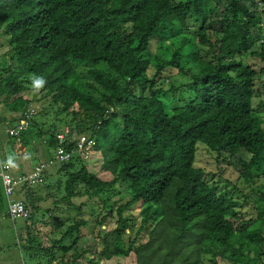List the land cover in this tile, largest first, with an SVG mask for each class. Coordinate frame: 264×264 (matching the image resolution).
I'll return each mask as SVG.
<instances>
[{
  "label": "trees",
  "instance_id": "1",
  "mask_svg": "<svg viewBox=\"0 0 264 264\" xmlns=\"http://www.w3.org/2000/svg\"><path fill=\"white\" fill-rule=\"evenodd\" d=\"M263 15L264 0H0L7 149L14 150L13 139L27 146L30 136L54 138L43 135L38 119L13 134L18 127L3 107L11 103L18 120L40 95L44 116L47 98L82 107L90 88L88 121H77L74 109L71 116L80 130L97 135L103 154L94 174L66 173L56 191L24 187L32 214L15 233L32 262L264 264V96L254 101L264 75ZM175 69L187 77L181 85ZM26 90L39 93L26 97ZM178 93L182 104L174 105ZM110 106L112 116L98 121ZM206 146L228 161L238 181L198 164ZM82 186L97 200L91 241L81 234L88 221L79 219L44 247L33 220L40 203L63 200L62 210L80 209L71 200L84 196ZM133 205L139 225L125 214ZM56 216L49 219L61 230L70 219ZM107 224L112 229H102Z\"/></svg>",
  "mask_w": 264,
  "mask_h": 264
},
{
  "label": "clouds",
  "instance_id": "2",
  "mask_svg": "<svg viewBox=\"0 0 264 264\" xmlns=\"http://www.w3.org/2000/svg\"><path fill=\"white\" fill-rule=\"evenodd\" d=\"M262 24V23H261ZM259 77V76H258ZM87 92L82 107H79V104L76 103L74 107L70 101L59 100V105L48 102L47 98V108L44 109V116H41L45 104L43 103L40 95H38V100L32 103L29 107L20 112V117L18 120H14L15 113L12 115L9 112H1V114L6 115L8 120L14 121L15 126L18 127V130L12 128L11 132L15 135L23 133L24 130H28L32 120L38 119L43 122V128L46 131L43 135L52 134L54 138V143H50V140L45 136H30V144L24 146L22 141L17 142V145L14 147L13 152H18V154L24 156H33L35 158L32 170L30 172H18L15 170L11 162L5 161L3 155L0 153V184L3 185H19L16 189V192L13 195H10L6 192L3 187V192L7 201V209L9 215V203L10 200H19L26 204L29 210V216L23 217L28 219L32 214V211L29 209L25 198L24 200L19 199L17 194L20 193V189L23 187H34L37 185H51V181L56 176L63 174L66 176V173H77L80 174L83 172V169L89 173L94 174V168L96 167L95 160L98 157L103 161V154L99 146V139L96 134H92L86 130H80L76 122L72 119V110H77L78 116L77 121L87 122L88 121V102L92 98L91 89L84 88ZM149 96L151 95L150 91L147 90ZM39 93L38 91L34 94ZM34 94H31V91H27L24 96L33 97ZM7 107L12 106L9 103ZM3 107L2 111H5ZM62 110L64 112H62ZM115 107L110 106L104 110V113L100 120L106 119L115 112ZM13 111V110H12ZM140 121V120H138ZM100 127H98L99 129ZM37 134V133H36ZM207 147V146H206ZM208 148V147H207ZM209 149V148H208ZM212 151V150H211ZM93 155V156H92ZM98 155V157H97ZM66 165V171H60L61 166ZM56 166L55 170H52V167ZM68 166H71L68 168ZM7 174L11 177V183L6 184L3 179V174ZM59 184L64 185L65 179H57ZM62 183V184H61ZM77 185H86L84 182H80ZM9 195V196H8ZM10 217V215H9ZM11 218V217H10ZM12 219V218H11ZM56 220H59V216L55 217Z\"/></svg>",
  "mask_w": 264,
  "mask_h": 264
},
{
  "label": "rangeland",
  "instance_id": "3",
  "mask_svg": "<svg viewBox=\"0 0 264 264\" xmlns=\"http://www.w3.org/2000/svg\"><path fill=\"white\" fill-rule=\"evenodd\" d=\"M264 16V15H263ZM262 27L264 26V21L262 22ZM8 48L3 47L0 49V54L7 52ZM250 62L252 64L258 63V59L254 58L251 59ZM177 80L176 85H181L182 82H186L187 77L180 74L175 69V77ZM261 79H264V75H260L257 77L256 80V87L260 90V94L257 95L254 99L255 104H257L260 99L264 96V86L262 85ZM164 87L168 89L170 87V84L168 80L165 81ZM191 94L190 91H187L185 93V96H189ZM182 104L180 101L179 93L174 95V105ZM5 111L2 112H9L10 114H14V111H12L11 107L4 108ZM264 112V108L262 110ZM15 124L14 121H8V123ZM139 123H141L139 121ZM3 127L0 126V144L2 148L5 150V156L3 157L5 161L11 162L15 170L18 172L24 171V172H30L32 170L35 158L33 156H24L21 154H18V152H13L9 149H7L6 141L8 139L7 134L4 130H2ZM14 143H17L15 139H13ZM203 144V143H199ZM93 156V155H92ZM198 164L201 166L206 167L208 170H212L214 172H220L223 174L226 178L229 180L235 182L238 181L239 175L237 172L233 169L232 166L228 164V161L223 159V156H220L218 158V154L211 151L208 148L202 147L199 155H198ZM56 166L52 167V170H55ZM58 178H62V180L65 179L63 174H60L59 176H56L52 179L51 185H53V190L56 191L58 189ZM62 184V183H61ZM117 185H120L119 183ZM84 186V185H83ZM82 190L84 192V196L82 197H76L71 200V203L75 204L76 206L81 205L80 209H74L72 207H69L67 209H63L60 206H67V203L63 200H59L56 204L53 203L52 199H49L47 202L42 201L40 203L42 209L39 212H35V217L33 220L37 219L36 228L39 232V239L40 243L44 247H48L52 244V241L54 239H59L61 235L63 234V231L67 227V225H70L73 223V221L79 220V219H85L88 221L87 224L81 227V234L82 236L86 237V240H89V235L93 234L97 230V224L95 223L96 215L93 213L94 210L91 206L94 202H97L96 196L91 195L92 190H87V187H83ZM36 187V186H35ZM43 187V185H38V188ZM47 191L46 188H41L38 193L39 194H45ZM61 191L63 192V186L61 188ZM1 193L3 192V187L1 189ZM64 194V193H63ZM122 196V194H120ZM17 197L19 199L24 200V187L20 189V193L17 194ZM242 199V198H241ZM6 205L7 201L5 199H2L0 203V264H35L34 260L30 258V255L28 251L24 248L23 244L18 243V237L16 236V229L19 231L22 227V225H27L29 220L25 219H17L12 220L10 217L5 215L6 211ZM47 207H50L49 210H47ZM92 209V210H91ZM59 215V218L66 220V218H69L70 221H64V227L61 230H57L55 228V225L51 223L49 219V215ZM125 214H130L133 216H136L138 218L135 219V223L137 225L140 224V209L137 208L136 205H133L131 209L127 210ZM15 219V218H14ZM59 219V220H60ZM109 219H111L109 217ZM115 220V219H113ZM14 221V222H13ZM46 221L47 223H45ZM16 227V229H15ZM112 225L107 224V226H102V229L109 230L112 229ZM141 239L145 240L147 237H141ZM91 241V240H89ZM67 243H70L67 241ZM133 257H128L125 259L119 258L117 260L112 261V264H133Z\"/></svg>",
  "mask_w": 264,
  "mask_h": 264
},
{
  "label": "built area",
  "instance_id": "4",
  "mask_svg": "<svg viewBox=\"0 0 264 264\" xmlns=\"http://www.w3.org/2000/svg\"><path fill=\"white\" fill-rule=\"evenodd\" d=\"M3 179L6 184L11 183V177L7 174H3ZM6 192L10 195H13L16 192V189L19 187V185H3ZM9 196V195H8ZM29 210L23 202L19 200H10L9 203V215L12 218H18V217H28L29 216Z\"/></svg>",
  "mask_w": 264,
  "mask_h": 264
},
{
  "label": "crops",
  "instance_id": "5",
  "mask_svg": "<svg viewBox=\"0 0 264 264\" xmlns=\"http://www.w3.org/2000/svg\"><path fill=\"white\" fill-rule=\"evenodd\" d=\"M44 202H47V201H44ZM5 215L9 217V215H8L7 205H6ZM10 217H11V216H10ZM11 218H12V217H11ZM17 219H25V220H27L26 218H23V217H18V218H15V219L12 218V220H14V221L17 220ZM14 221H13V222H14ZM19 242H20V240L18 239V243H19Z\"/></svg>",
  "mask_w": 264,
  "mask_h": 264
}]
</instances>
